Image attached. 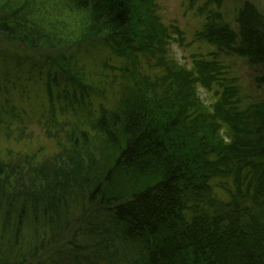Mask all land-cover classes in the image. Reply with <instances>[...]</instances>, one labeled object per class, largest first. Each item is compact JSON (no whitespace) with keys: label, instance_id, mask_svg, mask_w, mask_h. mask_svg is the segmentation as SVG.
<instances>
[{"label":"trees","instance_id":"obj_1","mask_svg":"<svg viewBox=\"0 0 264 264\" xmlns=\"http://www.w3.org/2000/svg\"><path fill=\"white\" fill-rule=\"evenodd\" d=\"M236 12H211L197 37L243 60L264 95V13ZM178 31L156 0H0V136L25 141L37 120L61 147L39 163L0 158V264L261 263L264 96L218 57L175 63ZM99 45L121 64L102 58L94 80L78 58ZM32 83L45 112L14 102ZM175 217L223 224L221 238L190 251L189 233L166 236Z\"/></svg>","mask_w":264,"mask_h":264},{"label":"rangeland","instance_id":"obj_2","mask_svg":"<svg viewBox=\"0 0 264 264\" xmlns=\"http://www.w3.org/2000/svg\"><path fill=\"white\" fill-rule=\"evenodd\" d=\"M246 1L253 2L264 13V0H221V8L217 7L216 0H156V4L162 22L170 29L174 26L180 30L174 34L175 41H172L169 47L170 56L175 63L191 69L194 67V62L197 60H212L218 57L220 60H223L226 65V79L239 83L244 91L247 90L250 93L248 95H255L253 96L255 99L259 94L264 96L263 91L260 92L252 88V72L243 60L233 59V61H231L232 58L224 54L220 57L214 47L210 46V44L205 41L199 40L197 37L198 31L211 12L220 9L225 16V20L228 23H232L236 17V10ZM89 50V53L85 52V55H81L78 61L81 66L84 65L87 72L92 74V79L94 80L98 79L97 74L100 70L99 66H101L99 62L102 58H109L117 65L121 64L104 45L101 47L100 45L99 47L93 46L90 47ZM92 51L94 52L91 54ZM212 53H216L217 56H213ZM19 54H22V52L20 51ZM105 61L108 62L110 60L107 59ZM229 63H231L232 68L227 65ZM141 64L138 66L137 70L141 73H145L143 72V68L145 67V70H147V68L143 59L141 60ZM29 88L32 94L30 98L24 100H31L23 101L21 97L16 96L14 97L15 104L19 108L25 106L28 112H45L44 109L47 105V100L44 85H34L32 83L29 84ZM199 94L207 105H211L214 98H216L212 93H208L202 89L199 90ZM29 130L30 135L25 141H17L15 138L10 139L5 136H0V158L8 161L18 155H29L35 159V163H39L45 157H49L61 149V147L59 149L56 140H51L46 137L44 130H42L37 120L29 126Z\"/></svg>","mask_w":264,"mask_h":264},{"label":"bare ground","instance_id":"obj_3","mask_svg":"<svg viewBox=\"0 0 264 264\" xmlns=\"http://www.w3.org/2000/svg\"><path fill=\"white\" fill-rule=\"evenodd\" d=\"M157 184H155L156 186ZM172 225H176V226H171L169 227V225H163V228H169L165 233L166 236L170 235V236H182L184 234V236L186 237L185 234L189 233V236H187L189 239H192L191 242H187V246L189 248V250L194 251L196 250V248L199 246V250H208V247H211L212 245V241L213 240H218L219 238H221V230H220V226L223 227V224H220L218 226L217 223H213V222H207V223H201L199 222L198 225L194 226V227H190L187 228V226L182 225V223L179 221L178 217L174 218V222H172ZM161 227V226H160ZM162 228V227H161ZM194 228V229H193ZM225 228V226H224ZM187 232V233H185ZM208 239V244L204 243L205 241H207ZM204 248V249H203ZM204 250V251H205ZM209 251V250H208ZM260 259H261V263L262 260L264 261V256L260 255ZM197 258V257H196ZM226 258H230V257H226ZM246 259H248L249 257L246 256ZM216 261V259H214V262ZM260 263V262H259ZM260 263V264H261ZM187 264H192V262L190 261ZM208 264H212V263H208Z\"/></svg>","mask_w":264,"mask_h":264}]
</instances>
